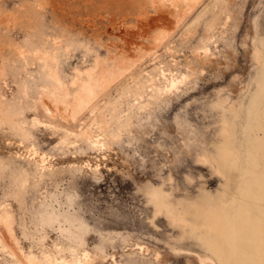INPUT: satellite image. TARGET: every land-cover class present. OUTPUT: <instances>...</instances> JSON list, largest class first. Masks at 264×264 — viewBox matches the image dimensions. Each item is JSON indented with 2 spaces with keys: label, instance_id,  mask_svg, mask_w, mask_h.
Wrapping results in <instances>:
<instances>
[{
  "label": "rangeland",
  "instance_id": "374dc122",
  "mask_svg": "<svg viewBox=\"0 0 264 264\" xmlns=\"http://www.w3.org/2000/svg\"><path fill=\"white\" fill-rule=\"evenodd\" d=\"M0 221V264H264V0H0Z\"/></svg>",
  "mask_w": 264,
  "mask_h": 264
},
{
  "label": "bare ground",
  "instance_id": "6f19581e",
  "mask_svg": "<svg viewBox=\"0 0 264 264\" xmlns=\"http://www.w3.org/2000/svg\"><path fill=\"white\" fill-rule=\"evenodd\" d=\"M189 1L190 0H182V2L183 3H186L187 2V4L189 3ZM190 3H192V2H190ZM186 77V76H185ZM182 81H174V82H172V87L170 88V90L169 91H171L172 89H174V88H177V86H178V84H180ZM164 91L165 90H163V89H159V88H156L155 89V92H154V95L156 96V98L158 97V98H160L161 97V95L164 93ZM146 105H144V106H141L140 108H144ZM251 109H253V108H251ZM261 130V129H260ZM113 135V137H115L116 136V133H113L112 134ZM90 136V138H93V136H92V134H90L89 135ZM120 137V136H119ZM120 139V138H119ZM99 139H96L95 141H96V143L97 142H99L98 141ZM93 143H95L94 141H93ZM95 143V144H96ZM100 146V145H99ZM261 147V146H260ZM100 148V147H99ZM9 221V220H8ZM8 221H6V222H8ZM1 222V221H0ZM1 224H3V223H1ZM1 224H0V227H1ZM5 224V223H4ZM4 224H3V226H2V228L1 229H3V228H5L4 227ZM9 223H7V225H8ZM6 226V225H5ZM5 230H7V229H5ZM3 231H4V229H3ZM13 231V230H12ZM2 233V232H1ZM6 233V232H5ZM9 236H10V234H9ZM244 237V234L241 236V238H243ZM223 240L225 241V243H226V246L227 247H231V248H236V249H241L240 247H238L237 245H236V243L234 242L235 241V239L234 238H232V236H231V232H224V238H223ZM239 241L241 240V239H238ZM242 245V244H241ZM143 248V247H142ZM147 251V250H146ZM148 252V251H147ZM21 253V252H20ZM149 253V252H148ZM17 255H19L20 256V254H17ZM158 256V255H157ZM89 257V256H88ZM158 258V257H157ZM51 259V258H50ZM88 259V258H87ZM27 260V259H26ZM25 260V261H26ZM48 260V259H47ZM24 261V262H25ZM28 261V260H27ZM26 261V262H27ZM32 261V260H31ZM37 261H38V258H37ZM51 261V260H50ZM30 262V261H29ZM39 262V261H38ZM49 262V261H48ZM55 263H57V262H55ZM25 264H28V263H25ZM74 264H82L81 263V261H75L74 262Z\"/></svg>",
  "mask_w": 264,
  "mask_h": 264
}]
</instances>
